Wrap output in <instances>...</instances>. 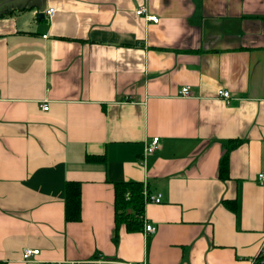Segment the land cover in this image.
I'll return each instance as SVG.
<instances>
[{
	"label": "crops",
	"instance_id": "obj_1",
	"mask_svg": "<svg viewBox=\"0 0 264 264\" xmlns=\"http://www.w3.org/2000/svg\"><path fill=\"white\" fill-rule=\"evenodd\" d=\"M259 173L264 0H0V264H250ZM117 182L160 201L117 219Z\"/></svg>",
	"mask_w": 264,
	"mask_h": 264
},
{
	"label": "trees",
	"instance_id": "obj_2",
	"mask_svg": "<svg viewBox=\"0 0 264 264\" xmlns=\"http://www.w3.org/2000/svg\"><path fill=\"white\" fill-rule=\"evenodd\" d=\"M235 143H230L224 152L219 166L220 177L227 176V153ZM126 194L128 197L126 198ZM115 215L117 219L131 218L126 214L130 208L134 214L142 213V185L139 182H117L114 183ZM65 217L67 220H78L80 218V185L77 181H68L65 186ZM136 226L140 223L137 218L131 219ZM129 224V222H128Z\"/></svg>",
	"mask_w": 264,
	"mask_h": 264
},
{
	"label": "built area",
	"instance_id": "obj_3",
	"mask_svg": "<svg viewBox=\"0 0 264 264\" xmlns=\"http://www.w3.org/2000/svg\"><path fill=\"white\" fill-rule=\"evenodd\" d=\"M44 12L47 15H51L54 12L53 7H48L44 10ZM145 8L144 7H139L136 9L135 13L137 15L139 14H144ZM146 18L149 20H152L154 22H157L158 18L156 15H146ZM45 36V35H44ZM179 93L181 95H188L189 94V88L188 86L181 87L179 90ZM218 96H221L225 99L229 97V92L225 89H219L217 92ZM48 105L47 104H42L43 109H47ZM157 143H158V136L152 137V139L149 141V143L145 147L146 152H152L157 148ZM257 179L259 182H262L264 180V174L259 173L257 176ZM126 197L128 195L126 194ZM142 197H143V203L149 201V202H159L160 201V194L159 193H149L146 190H143L142 192ZM154 226L149 223V222H144L143 224V230L144 233H150L154 231ZM39 249L38 248H30V247H24L22 248L21 251V257L23 260H32L36 254H38ZM42 264H76L74 261H65V260H52V261H46L43 262ZM250 264H264V241H262L261 245L259 246V249L257 253L252 257Z\"/></svg>",
	"mask_w": 264,
	"mask_h": 264
}]
</instances>
